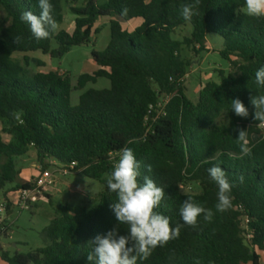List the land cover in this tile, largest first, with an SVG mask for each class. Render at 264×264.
Listing matches in <instances>:
<instances>
[{"label": "trees", "instance_id": "1", "mask_svg": "<svg viewBox=\"0 0 264 264\" xmlns=\"http://www.w3.org/2000/svg\"><path fill=\"white\" fill-rule=\"evenodd\" d=\"M62 1L50 0L58 26L64 20ZM65 2L76 17L73 30H57L49 39L37 41L21 15L25 11L39 15L38 0H0L10 22L0 24V192L6 199L10 192L34 186L19 183L17 167L31 148L42 169L74 162L71 174L100 181L103 190L90 209L57 207L45 230L46 246L13 256L4 251L1 260L5 264H95L87 260L93 247L90 241L117 224L110 208L117 196L109 191L105 175L112 171L121 149L129 147L138 160L152 166L151 172L141 168V181L147 175L165 190L157 211L169 217L173 227L181 225L177 239L157 247L138 264H262L264 128L253 119L249 98L264 95V86L255 81V72L264 66V17L245 14V0H200L198 15L190 21L183 19L181 8L194 0ZM125 7L128 12L122 15ZM101 19L109 20L110 42L103 51H93L98 69L81 75L76 87L69 75L31 73L13 58L15 53L39 51L61 59L74 47L88 44L99 33L96 24ZM135 20L141 24L131 31L124 28L123 24ZM188 25L190 36L184 42L174 39ZM212 33L223 38L220 56L236 73L220 71V81L202 85L194 103L186 95L190 64L181 56L182 46L196 53L207 51L206 38ZM25 61L28 64V58ZM99 78L109 80L110 88L88 89L72 105V93ZM236 98L249 109L247 118L231 110V100ZM222 114L227 121L218 123ZM238 129L248 133L250 156L241 153ZM3 134L10 139L4 140ZM213 165L222 167L232 184V207L223 213L215 208L218 187L208 173ZM191 185H197L200 193L183 192ZM189 197L212 210L211 222L201 216L197 227L184 225L179 209ZM12 209L8 206L7 217ZM1 227L5 225L0 231ZM119 227L120 235H128L126 225Z\"/></svg>", "mask_w": 264, "mask_h": 264}, {"label": "clouds", "instance_id": "2", "mask_svg": "<svg viewBox=\"0 0 264 264\" xmlns=\"http://www.w3.org/2000/svg\"><path fill=\"white\" fill-rule=\"evenodd\" d=\"M199 4L200 0H194L182 5L181 15L185 21L198 15ZM38 6L41 9L39 15L25 11L21 20L30 26L33 37L40 41L49 39L57 31L58 24L51 14L53 5L50 0H38ZM245 11L249 17H264V0H245ZM127 12L126 7L122 9V15ZM19 39L17 37L15 42ZM255 81L258 86H264V66L255 72ZM249 99L254 109L253 119L264 126V95H252ZM231 110L239 117L249 116V109L239 98L231 100ZM236 140L242 155L250 156L252 149L247 131L238 129ZM142 167L152 171V166L138 160L129 147L121 149L118 159L112 162V171L106 173L105 179L109 191L117 196V200L110 205L117 224L105 235H97L90 241L93 247L87 253L88 261L95 264H138V260H147L157 247H163L179 237L181 225L173 227L169 217L157 211L165 199L164 188L157 186L147 175L141 181ZM208 173L218 187L215 208L221 213L226 212L232 207V184L218 165L210 167ZM243 181L241 175L239 182ZM179 212L184 225L193 228L197 227L201 216L211 222L214 215L211 209L194 202L191 197L183 201ZM120 225L127 226L128 235L119 234Z\"/></svg>", "mask_w": 264, "mask_h": 264}, {"label": "rangeland", "instance_id": "3", "mask_svg": "<svg viewBox=\"0 0 264 264\" xmlns=\"http://www.w3.org/2000/svg\"><path fill=\"white\" fill-rule=\"evenodd\" d=\"M62 2L64 20L57 30L72 31L76 17L72 14L65 0ZM105 2L106 0H98L99 4ZM243 12L246 14L245 8ZM0 24H5V26L10 25V22L7 21V14L1 6ZM96 27H98L99 33L95 34L88 44L74 47L70 53L61 59H51L39 51L15 53L13 58L22 62L31 73L58 72L61 75H69L72 85L76 87L78 78L81 75H91L98 69L93 61V51H103L111 39L108 19H101L96 24ZM125 28L132 30L134 24H125ZM191 31L192 28L188 25L178 30L173 37L180 42H184V38L189 37ZM223 46V38L213 33L209 34L206 38L207 51L196 53L186 45L182 46L181 56L190 64L185 79V85L187 86L186 95L194 103L198 101L202 85L211 81H220V71L226 74L236 73V70L220 56ZM26 58L29 60L28 64L25 61ZM36 60L40 61L44 66L36 63ZM110 85V81L105 78H99L95 84H87L84 90L72 93V105L78 104L80 95L88 89H109ZM226 121L227 117L225 114H222L217 119L218 123H225ZM2 138L7 141L10 139V136L3 134ZM17 167L21 172L19 183L34 182L39 175L40 165L33 148L29 150L27 155L18 160ZM54 168H51L49 171L54 172ZM102 190L103 185L100 181L89 179L81 173L69 176H62L56 173L54 182L47 187L46 199H40L30 209H12V214L9 217L4 215L2 225H5L4 231L7 235L0 236V247L2 249L0 250V264H5L1 260V255L4 251L13 256L16 253L27 254L46 246L49 242L45 235V230L55 217L57 207L67 205L74 210L82 208L90 209L94 205L95 196ZM183 192L186 194L200 193V189L197 185H191L184 187ZM2 198L3 193L0 192V199ZM0 234H2V231H0ZM262 264H264V253Z\"/></svg>", "mask_w": 264, "mask_h": 264}, {"label": "built area", "instance_id": "4", "mask_svg": "<svg viewBox=\"0 0 264 264\" xmlns=\"http://www.w3.org/2000/svg\"><path fill=\"white\" fill-rule=\"evenodd\" d=\"M264 128V126H261ZM76 166V163H71L69 166H60L55 167L54 172L39 168V175L34 180V186L28 189H20L15 192H10L6 199H0V226L3 222V217L7 213L8 206L12 208L24 210L30 209L34 206L40 199H46L47 187L54 182V176L56 173L61 174L62 176L71 175V169ZM5 227H1L2 233Z\"/></svg>", "mask_w": 264, "mask_h": 264}, {"label": "crops", "instance_id": "5", "mask_svg": "<svg viewBox=\"0 0 264 264\" xmlns=\"http://www.w3.org/2000/svg\"><path fill=\"white\" fill-rule=\"evenodd\" d=\"M108 22H109V20H108ZM127 25H130V24H134V28L136 27V26H138V25H140L141 24V21L140 20H135V21H132V22H129V23H126ZM123 26H124V28H125V24H123ZM133 28V29H134ZM126 29V28H125ZM132 29V30H133ZM129 30V29H128ZM131 31V30H130Z\"/></svg>", "mask_w": 264, "mask_h": 264}]
</instances>
